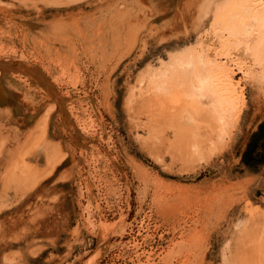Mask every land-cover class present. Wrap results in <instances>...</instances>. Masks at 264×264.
I'll return each instance as SVG.
<instances>
[{"label": "rangeland", "instance_id": "374dc122", "mask_svg": "<svg viewBox=\"0 0 264 264\" xmlns=\"http://www.w3.org/2000/svg\"><path fill=\"white\" fill-rule=\"evenodd\" d=\"M235 1L0 0V264H264V59L157 89Z\"/></svg>", "mask_w": 264, "mask_h": 264}, {"label": "bare ground", "instance_id": "6f19581e", "mask_svg": "<svg viewBox=\"0 0 264 264\" xmlns=\"http://www.w3.org/2000/svg\"><path fill=\"white\" fill-rule=\"evenodd\" d=\"M210 32L213 37L197 40L183 52L172 54L159 71L158 91L164 92L175 86L195 102H209L212 92L203 80L210 71H219L223 67L225 72L229 62L234 61L262 59L263 62L264 0H236L215 16ZM219 122L223 127L224 120Z\"/></svg>", "mask_w": 264, "mask_h": 264}, {"label": "trees", "instance_id": "16d2710c", "mask_svg": "<svg viewBox=\"0 0 264 264\" xmlns=\"http://www.w3.org/2000/svg\"><path fill=\"white\" fill-rule=\"evenodd\" d=\"M256 137V134H254L253 136H252V140L250 141V143L248 144V147H247V150H246V153H247V151H250L251 149H252V146H253V144L255 143V138Z\"/></svg>", "mask_w": 264, "mask_h": 264}]
</instances>
